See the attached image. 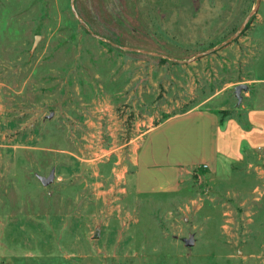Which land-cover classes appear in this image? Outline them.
Listing matches in <instances>:
<instances>
[{"label":"rangeland","instance_id":"374dc122","mask_svg":"<svg viewBox=\"0 0 264 264\" xmlns=\"http://www.w3.org/2000/svg\"><path fill=\"white\" fill-rule=\"evenodd\" d=\"M257 1L0 0V264H264V155L132 178L157 122L264 105Z\"/></svg>","mask_w":264,"mask_h":264},{"label":"crops","instance_id":"0c3cea01","mask_svg":"<svg viewBox=\"0 0 264 264\" xmlns=\"http://www.w3.org/2000/svg\"><path fill=\"white\" fill-rule=\"evenodd\" d=\"M252 83L264 85V79ZM255 103L234 107L243 109V115L223 122L214 110L196 107L148 127L134 151L136 192H171L188 170L203 168L218 175L264 155V105Z\"/></svg>","mask_w":264,"mask_h":264},{"label":"water","instance_id":"95a60500","mask_svg":"<svg viewBox=\"0 0 264 264\" xmlns=\"http://www.w3.org/2000/svg\"><path fill=\"white\" fill-rule=\"evenodd\" d=\"M258 5H259V0L256 3L254 12L257 11ZM247 91H248V86L245 85V84H239V85H237V86L234 87V98L236 99V105H235V107H239L241 105V103H242V93H246ZM51 117H52V115L49 116V118H51ZM39 180L41 181V183L44 186H47L52 181V174L48 178H46V179L40 177ZM92 238L94 240L99 238V229H96L95 230L94 235H93Z\"/></svg>","mask_w":264,"mask_h":264},{"label":"trees","instance_id":"16d2710c","mask_svg":"<svg viewBox=\"0 0 264 264\" xmlns=\"http://www.w3.org/2000/svg\"><path fill=\"white\" fill-rule=\"evenodd\" d=\"M217 115H219L220 122H223L228 117H231V116L227 117L225 112H219Z\"/></svg>","mask_w":264,"mask_h":264}]
</instances>
